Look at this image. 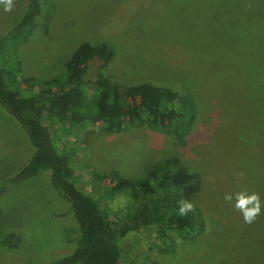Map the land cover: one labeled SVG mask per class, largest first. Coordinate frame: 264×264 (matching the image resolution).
<instances>
[{"label": "rangeland", "instance_id": "374dc122", "mask_svg": "<svg viewBox=\"0 0 264 264\" xmlns=\"http://www.w3.org/2000/svg\"><path fill=\"white\" fill-rule=\"evenodd\" d=\"M39 1L35 27L15 51L22 76L57 77L77 44L105 40L114 52L106 68L112 80L162 84L196 104L188 129L177 136L147 124L114 135L86 124L50 128L54 143L72 152L77 187L112 218L131 198L125 190L105 194L98 180L105 169L131 180L170 154L186 166L176 199L194 205L202 229L173 236L163 249L152 226L130 231L117 240V264H264V80L251 74L264 72V0ZM4 7L0 34L19 18L23 0H13L11 11ZM156 10L165 12L163 20ZM238 22L245 30L235 33ZM30 152L24 130L0 107L1 229L18 235L16 245L0 246V264H48L76 244V223L47 170L9 182ZM245 189L262 203L251 224L224 199Z\"/></svg>", "mask_w": 264, "mask_h": 264}, {"label": "trees", "instance_id": "16d2710c", "mask_svg": "<svg viewBox=\"0 0 264 264\" xmlns=\"http://www.w3.org/2000/svg\"><path fill=\"white\" fill-rule=\"evenodd\" d=\"M39 10V0H23L19 18L0 34V107L19 123L31 146L27 161L9 182L47 170L51 187L68 203L67 212L77 226L74 248L48 264H117V240L147 226L154 228L161 249L163 243L166 247L173 243L175 235L198 233L202 222L195 210L186 216L177 215L180 202L175 190L186 171L178 156L170 154L151 162L131 180L116 168L105 169L98 177L104 182L105 194L112 196L125 190L131 198V204L112 218L94 197L77 187L72 152L55 144L50 133L51 127L86 124L99 134L114 135L125 126L147 124L177 136L188 129L195 114L193 98L149 81L112 80L106 68L114 52L105 40L77 44L57 77L36 80L22 76L15 51L31 34ZM155 16L163 20L165 12L162 15V10H156ZM239 30H245L240 22L235 33ZM251 74L264 80V72ZM176 138L179 141L182 136ZM183 142L182 138L179 144ZM4 189L5 183H0V193ZM3 221L0 217V246H14L18 235L1 229Z\"/></svg>", "mask_w": 264, "mask_h": 264}, {"label": "clouds", "instance_id": "9594fccd", "mask_svg": "<svg viewBox=\"0 0 264 264\" xmlns=\"http://www.w3.org/2000/svg\"><path fill=\"white\" fill-rule=\"evenodd\" d=\"M3 4L5 11H11L13 0H0ZM225 201L233 202L235 210L242 214L243 220L247 224L256 221L262 211V203L260 195L256 192L249 193L246 189L235 193H226L224 196ZM194 210V205L187 199L179 203L177 215L186 216L189 212Z\"/></svg>", "mask_w": 264, "mask_h": 264}]
</instances>
